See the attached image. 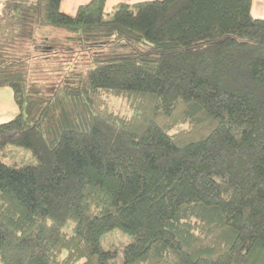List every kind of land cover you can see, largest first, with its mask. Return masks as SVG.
Instances as JSON below:
<instances>
[{
    "label": "trees",
    "instance_id": "obj_1",
    "mask_svg": "<svg viewBox=\"0 0 264 264\" xmlns=\"http://www.w3.org/2000/svg\"><path fill=\"white\" fill-rule=\"evenodd\" d=\"M264 1V0H263ZM252 0H0V264H264V20ZM42 28L61 40L38 38ZM124 101L128 114L110 105Z\"/></svg>",
    "mask_w": 264,
    "mask_h": 264
},
{
    "label": "rangeland",
    "instance_id": "obj_2",
    "mask_svg": "<svg viewBox=\"0 0 264 264\" xmlns=\"http://www.w3.org/2000/svg\"><path fill=\"white\" fill-rule=\"evenodd\" d=\"M255 5V4H254ZM65 35L63 31L53 28H42L37 32L38 38H49L61 40ZM110 105L114 110H118L124 114H128L126 104L124 101L116 98H110ZM0 123L11 120L16 114V107L13 101V93L9 87L0 88ZM3 161L7 164L16 166H22L25 164H36V160L33 158L28 150L15 147L11 143H8L4 150ZM130 235L124 234L117 229H113L105 233L100 240L101 246L104 250L115 253L116 257L113 259V264H120L122 257L121 252L124 246L132 242Z\"/></svg>",
    "mask_w": 264,
    "mask_h": 264
},
{
    "label": "crops",
    "instance_id": "obj_3",
    "mask_svg": "<svg viewBox=\"0 0 264 264\" xmlns=\"http://www.w3.org/2000/svg\"><path fill=\"white\" fill-rule=\"evenodd\" d=\"M90 0H61L60 9L63 13L68 15L75 14L78 6L88 3ZM150 1V0H106L105 11L109 12L111 8L118 3L133 4L137 2ZM255 4V5H254ZM251 15L257 19L264 20V1L252 0L251 2ZM1 110V107H0Z\"/></svg>",
    "mask_w": 264,
    "mask_h": 264
}]
</instances>
